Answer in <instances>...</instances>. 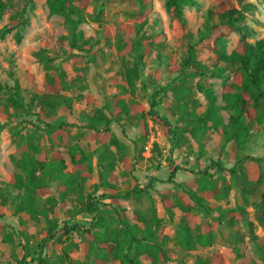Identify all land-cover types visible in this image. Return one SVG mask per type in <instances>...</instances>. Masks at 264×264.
<instances>
[{
	"label": "rangeland",
	"instance_id": "rangeland-1",
	"mask_svg": "<svg viewBox=\"0 0 264 264\" xmlns=\"http://www.w3.org/2000/svg\"><path fill=\"white\" fill-rule=\"evenodd\" d=\"M4 1L13 8L0 20V85L13 87L16 80L25 103L40 105L52 129L14 108L0 91V264H38V258L43 264H95L100 258L121 264L124 254L140 264H210L216 255L222 264H264V161L246 160L264 156V109L252 90L236 89L231 54L239 35L226 38L228 60L217 61L207 48L196 53L209 70L216 63L223 77L182 74L186 46L218 22L217 0L185 7L186 37L176 35L164 0H89L75 31L91 47L89 60L70 49L72 28L50 14L47 0ZM247 2L240 26L251 30L247 41L253 42L264 38V0ZM139 14L146 22L138 31ZM7 25L13 30L2 33ZM141 34L156 41L136 47ZM38 53L58 58L45 69ZM126 69L137 79L128 82ZM208 92L229 128L231 95L243 93L253 111L245 139L226 138L216 121H198L210 108ZM152 101L174 135L149 115ZM105 119L113 121L107 134ZM214 162L236 173H220ZM169 165L196 174L178 172L171 179ZM133 190L140 193L125 196ZM111 192L122 196L113 202ZM237 208L244 214L231 217ZM119 211L138 239L152 233L155 257L137 251ZM97 218L101 226L90 229ZM49 225L79 226L80 232L40 247Z\"/></svg>",
	"mask_w": 264,
	"mask_h": 264
},
{
	"label": "trees",
	"instance_id": "trees-1",
	"mask_svg": "<svg viewBox=\"0 0 264 264\" xmlns=\"http://www.w3.org/2000/svg\"><path fill=\"white\" fill-rule=\"evenodd\" d=\"M29 2L32 0H28ZM143 0H138L139 4L142 5ZM89 0H47V5L50 10L51 15L61 16L65 19V21L72 28V37L70 38V49L76 50L80 53H85V59L91 57V47L87 48V42L81 40L80 32L75 33L77 27L83 22V11L86 9ZM219 13H218V22L213 24L209 33L206 36H202L197 42L194 44H189L186 46V58L183 62L182 74L187 72H192L197 76H202L207 73L214 77L221 78L224 75V71L217 67L216 63H213L211 66V70L196 58V53L199 52L203 48H207L211 50L217 61L228 60V57L225 53V45L227 42V37L231 33H237L239 35V41L232 51L231 57L236 61L238 67L235 71L234 83L236 84V89L251 91L252 90V98L254 102L262 103L264 109V38L255 40L253 42L247 41V36L251 33V30L247 26H240V22L245 19V12L248 10L249 4L247 0H217ZM234 4L237 5L238 8H234ZM165 9L168 15L171 17L173 24L175 26V32L177 36L186 37L188 35L187 24L184 19V9L189 5H194L193 0H164ZM13 8L12 4L5 2L4 0H0V20L4 15L11 12ZM141 16V17H140ZM138 17V31L141 30L142 26L145 24V19L139 14ZM13 30V26L7 25L2 29V33H9ZM17 40H19V35H16ZM149 37L145 35H140L139 40H137L136 47H144L146 48L152 42H155ZM47 46L50 50L54 51V44L48 43ZM37 61L45 68L48 69L50 65L58 58L57 55H47L44 53L36 54ZM89 60V59H88ZM126 78L128 82H132L137 79V74L134 73L132 69H126ZM0 91H6L8 94V101L11 102L12 106L16 109H20L25 112L26 116H34L36 117V121L41 123H45L46 129H52L48 123L43 122V113L41 106H34L32 104H26L24 101V97L22 94L21 87L19 83L15 80L13 87L9 86H1ZM154 99V96L152 97ZM208 98L210 100V108L203 117L199 118L198 121L200 123H206V121L213 120L217 122V128L222 135L226 138H237V139H245L248 134V123L252 119L253 111L249 106L248 101L244 98L243 93L241 94H232L231 101L228 105L231 106L235 115L231 118L230 123H232V127L225 126L221 124V120L218 117V111L214 106V98L212 97L211 92H208ZM157 103L152 101L150 105L149 115L152 117L153 121L159 124L162 127L163 132L167 135H174V130H172L169 122L164 119L160 114L155 110ZM113 120H119V111H114ZM105 129L103 130L104 134L109 133L110 124L113 122L111 120L105 119ZM30 126L37 128L36 122L30 120L27 122ZM66 127H71L66 125ZM87 129L92 132L98 130L93 124H88L85 126ZM59 130L61 128H58ZM111 144L118 147L119 142L115 138L110 140ZM106 157V161H107ZM246 160L250 161H264V156L259 159H252L247 157ZM213 166L220 173H228L230 175H234L236 173L235 168H227L222 166L219 162H214ZM108 166L104 167L106 171ZM178 172L189 173L191 175H195V172L189 171L187 169L169 165L168 173L171 179H173ZM204 177L208 176L207 172H203ZM101 179V174L99 175ZM103 185V182H102ZM110 187V186H109ZM140 191H130L125 194V196L129 195H138ZM122 196L119 192H111L108 196L113 202L116 201L118 197ZM87 206L89 207V211L95 212V205L91 202V198H88ZM231 217L233 216H242L244 214V210L241 208H237L235 210L229 211ZM1 216V215H0ZM118 220L121 224L122 228L125 230L126 234L130 237V242L136 245L138 248L137 251L144 253L148 252L150 257L158 254V248L153 245V240L151 238L152 233L149 232L148 236H143L141 239H138L134 232V228L129 225L127 222L125 215L123 212L119 211ZM264 218V215L262 216ZM101 218H97L94 220V224H90V229H98L101 226ZM100 225V226H99ZM80 232L79 226H67L64 225L61 228H58L57 225H49L46 229L45 237L41 241V246L45 245L49 241H52L58 236H68L72 234H76ZM90 233V232H87ZM148 238V239H147ZM145 241L147 244H144ZM150 252V253H149ZM160 255H163L160 253ZM149 256V255H148ZM121 264H140L139 261L135 258H129L127 254L122 256ZM43 264L44 262L38 258L37 260H33V263ZM24 264V262H21ZM95 264H103L102 259H98ZM210 264H222V258L220 255H216L214 257V263Z\"/></svg>",
	"mask_w": 264,
	"mask_h": 264
}]
</instances>
